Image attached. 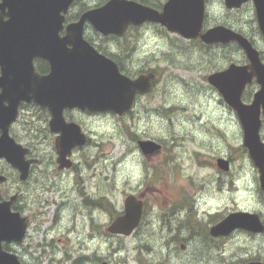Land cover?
I'll return each instance as SVG.
<instances>
[{
  "label": "rangeland",
  "instance_id": "rangeland-1",
  "mask_svg": "<svg viewBox=\"0 0 264 264\" xmlns=\"http://www.w3.org/2000/svg\"><path fill=\"white\" fill-rule=\"evenodd\" d=\"M105 1L80 0L67 16L79 15L85 9L82 3ZM220 10L219 0L209 3L210 14ZM94 34L95 44L106 48L109 40ZM144 41L140 53L146 67L154 66L156 82L149 93L137 97L132 111L122 116L77 109L69 113L89 138L74 148V159L92 162L91 196L96 202L103 201L96 211L91 210L96 221L94 231L79 223L73 233H68L64 220L54 250L48 255V260L53 257L49 264H58V254L64 252H72L71 258L95 256V264H149L152 258H159L158 264H169L171 244H192L188 251H193L194 257L206 255L200 244H264V238L251 239L244 234L235 233L224 243L208 234L219 214L258 207L251 192L255 166L247 151L237 152L243 138L238 116L207 80L208 74L222 64L219 50L163 33L160 38L145 37ZM31 111L34 114L28 110L23 113L17 134L25 137V132H30L33 144L54 145L55 139H46L45 113L33 107ZM120 118L137 134L136 140L126 133ZM145 138L161 143V148L144 155L136 142ZM218 157L231 161L228 170L217 168ZM128 194L142 201L140 222L129 235L110 234L106 227L123 211ZM69 211L66 206L65 213ZM51 216L48 213L46 219ZM181 220L185 224L176 229ZM40 239L38 234L33 242ZM38 252L34 248L33 256Z\"/></svg>",
  "mask_w": 264,
  "mask_h": 264
},
{
  "label": "water",
  "instance_id": "water-1",
  "mask_svg": "<svg viewBox=\"0 0 264 264\" xmlns=\"http://www.w3.org/2000/svg\"><path fill=\"white\" fill-rule=\"evenodd\" d=\"M74 0H2L0 2V42L9 45L0 48V156L12 165L20 160V145L8 135L21 101L33 102L49 113L48 127L56 133L55 147L59 162L69 159L74 147L86 143V134L74 121H67L64 109L82 111H110L118 116L129 112L137 95L151 91L154 74L140 73L135 78L120 72L117 64L100 53L83 37V26L89 22L102 35L120 36L125 28L143 21H153L183 38L200 37L204 43L239 42L246 56L255 66L256 73L264 76V67L256 51L242 35L216 25L201 33L204 0H167L162 11L138 3L136 0H106L100 6L85 10L77 21L68 23L63 35L65 14ZM246 0H225L228 8L238 7ZM7 8L6 12H3ZM8 18L4 20L2 15ZM41 57L48 61L49 71L40 74L32 60ZM250 65L230 64L227 68L210 73L208 82L216 87L224 101L236 112L242 129V144L259 171V181L264 190V143L258 133L259 111L264 113V79L262 87L250 103L241 100L245 84L251 79ZM2 101H6L4 105ZM137 146L144 155L152 154L161 144L149 138L138 139ZM229 161L218 157L216 166L229 169ZM26 174H24L25 177ZM142 201L133 194L124 199L123 212L107 227L113 234L129 235L139 224ZM256 215L248 211H233L209 227L212 236L227 235L239 227L262 231L253 226ZM21 229L12 228L8 207L0 204V264L14 263L13 257L1 248V241L20 239Z\"/></svg>",
  "mask_w": 264,
  "mask_h": 264
},
{
  "label": "flooded vegetation",
  "instance_id": "flooded-vegetation-1",
  "mask_svg": "<svg viewBox=\"0 0 264 264\" xmlns=\"http://www.w3.org/2000/svg\"><path fill=\"white\" fill-rule=\"evenodd\" d=\"M79 1L74 0L69 6L65 14L62 29L59 31L60 35H63L68 23L79 19L82 12L102 4L94 2L87 5L82 3V8L85 9L76 17H68L67 14L73 10ZM136 1L157 11H162L163 4L167 0ZM213 1L204 0L205 10L200 30L201 33L216 25H220L225 29L244 36L256 51L257 57L264 67V0H246L238 7L232 8L226 7L225 0H219L221 4L220 12L214 11L210 14L209 3ZM6 11L7 8H4L3 12ZM1 14L2 10H0ZM2 18L6 20L8 17L3 14ZM152 28H155V30ZM94 32L96 31L92 25L86 22L83 26L84 39L100 53L112 59L117 64L121 73L130 78H135L140 73L152 72L154 74L153 81L156 79L155 72L152 71L154 66L150 65L146 67L144 55L140 53L144 46L145 37L155 38L157 36V38H160V33H163L170 35L172 38L187 42L191 40L201 41L199 36L195 38H183L175 32H169L165 27L153 21H143L137 25L130 24L120 36L114 34L101 35V38L109 40V42L107 41L106 48H102L98 43L95 44L94 38L96 36ZM7 36L8 34L4 35L0 33V37ZM202 43L204 48L210 49V47H216L219 50L217 54L222 60V64L219 68L213 70L214 72L223 70L232 63L236 65L251 64L245 51L236 40ZM8 45V43L0 42V48ZM32 63L35 70L40 74L49 71V63L44 58L34 57ZM38 68L43 69V72H40ZM248 69L252 73L251 79L245 84L241 96L246 103H250L254 99L255 94L262 87V81L260 80L264 79V76L256 73L254 65H250ZM1 92L2 89L0 87ZM2 102L4 105H7L6 101ZM31 107L37 109V111H41L43 114L45 113L44 115L47 116L46 130L49 131L48 111L33 102L21 101L17 108L16 118L8 127V135L20 145V149L17 152L20 160L17 162V165H12L4 156H0V204H3L4 209L8 207L12 228L19 227L22 232L20 239L14 238L9 241H1L2 250L10 254L14 259V263L12 262V264H43L44 258L46 262L48 255L54 250L55 239L59 238L56 237L59 230H63L62 224L64 220L67 222L68 233H73L79 223L87 225L92 231L96 230L95 215L91 210L96 211V207L101 204L96 202V199L91 196L90 192L94 176L92 162L88 160H75V149L71 150L70 155H68V161L59 162L57 160L58 154L55 144L38 146L32 143V134L30 132H25L26 134L23 135L25 137L17 134V125L20 118L24 116L25 110L34 114V111H31ZM75 109H65L64 115L75 111ZM31 114H29V117L32 116ZM258 117V133L261 141L264 143V113L262 106H260ZM66 120L74 121L70 119ZM238 121H240L239 118ZM48 135L46 138L48 141L50 137L55 139V133L49 131ZM23 139L26 140L24 141ZM88 140L89 138L87 137ZM229 163L231 165V161ZM254 170L255 178L253 179L254 185L251 192L258 207L244 211L256 215L257 218L255 217L253 226L257 228L260 223L263 230L255 231L237 227L227 235L212 236L208 229V234L212 238L223 243L235 233L244 234L247 238L251 239L257 237L264 238V190L260 185L259 171L256 166ZM24 174H26L25 177ZM173 203L177 204L176 201H173ZM66 206L70 207L68 213H65ZM48 213H52L49 220L46 219ZM119 214L121 213L117 215ZM219 215L220 218L215 222L222 220L226 216L223 214ZM181 224H185L184 220L178 221L175 228L177 229ZM38 234H41V239L34 243V238ZM189 245L192 244H171L169 264H224L225 262L227 264H264V244H232V246L231 244H200L199 246L206 250V255L204 254L202 257H194L193 251H188ZM50 247L51 249H49ZM34 248L39 249L37 256H33ZM56 252L58 254V250ZM70 253L73 255L72 252L58 254V264H95L97 262L95 256L93 258L79 255V257L71 258L69 256ZM52 258L50 256L49 260L44 263L49 264ZM71 260L72 262H70ZM158 262L159 258H152L149 264H158ZM101 264L108 263L102 261ZM140 264L146 263L140 262Z\"/></svg>",
  "mask_w": 264,
  "mask_h": 264
},
{
  "label": "trees",
  "instance_id": "trees-1",
  "mask_svg": "<svg viewBox=\"0 0 264 264\" xmlns=\"http://www.w3.org/2000/svg\"><path fill=\"white\" fill-rule=\"evenodd\" d=\"M179 40V39H178ZM182 41V40H181ZM182 44H184L185 45V43H183V42H181ZM188 44H191V45H196V46H199V47H202L203 46V43L201 42V41H196V40H191V41H188L187 42ZM39 69V71L40 72H43V69H41V68H38ZM37 69V70H38ZM152 71H155L154 69H152ZM154 82H156V80H154L153 81V84H154ZM168 110V108H165V110L164 111H167ZM69 113L70 112H68V113H66L65 114V117H66V119H70V120H74V118L72 117V116H70L69 115ZM121 119V118H120ZM45 120H47V118L45 117ZM121 124L123 125V127H124V129H125V131H126V133L133 139V140H136L137 138V134L133 131V130H131L130 129V127L127 125V124H125L124 122H123V119H121ZM247 150H246V148H245V146L244 145H239L238 146V148H237V152L239 153V154H242V153H245ZM103 200H98L97 202H98V204H100L101 202H102ZM188 205V204H187Z\"/></svg>",
  "mask_w": 264,
  "mask_h": 264
}]
</instances>
